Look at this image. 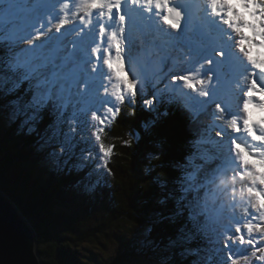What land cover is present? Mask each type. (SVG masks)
Listing matches in <instances>:
<instances>
[{
    "label": "snow or ice",
    "instance_id": "1",
    "mask_svg": "<svg viewBox=\"0 0 264 264\" xmlns=\"http://www.w3.org/2000/svg\"><path fill=\"white\" fill-rule=\"evenodd\" d=\"M129 3L133 5L132 11L140 5L146 11L153 7L157 10L152 16L158 19L149 17L150 23L145 26L154 34L150 47L159 57V71L154 78L170 77L172 91L179 96L196 101V97L179 90L177 82H182L192 93L206 98L196 101L203 106L213 98L222 78L235 73L247 81L246 86L239 89L242 95L237 98L235 112L222 103H215L216 112L227 123L216 133L227 145V152L222 153L224 165L220 174L226 176L228 170L232 172L230 182L222 179L220 183H230L233 199L238 194L239 200L247 206L241 205L244 217H230L227 225H221L219 256L213 258L212 264H240L241 261L251 264L252 258L264 264V246H261L264 241V173H257L254 165L245 159V155L258 158L264 167V149L260 147L264 146V129L257 132L258 126L250 125L247 117L250 104L264 109V101L254 99L257 92L264 96V60L255 59L249 47L264 48V0H237L243 9H251V22L239 14L229 0H202L197 5L202 23L191 35L188 32L190 6L183 0L177 3L169 0H54L27 11L21 7V0H0V20L12 23L7 37L0 36V40L7 38L27 45L7 59L0 58V115L19 122L30 135L37 136L41 147L58 166L72 169L82 165L78 163L75 137L71 132L87 128L89 114L92 121L99 120L103 125L100 108L107 104V113L115 116L120 111L117 105L125 103L128 97H140L150 109H156L154 100L143 96L146 81L138 78L130 66L136 51L133 30L138 31L141 44L145 39L143 30L137 29L136 21L125 13L124 6ZM58 5L59 13L56 12ZM69 12L71 16L67 15ZM78 12L83 15H77ZM45 16L49 17L47 22L41 23ZM103 17L106 20L100 19ZM74 20H79L80 28H76ZM69 24L74 33L70 47L60 39L68 33ZM53 28L55 34H51ZM246 29L251 30V38L245 35ZM85 35L92 37L90 42L83 40ZM255 37L260 38L258 43ZM97 76L99 87H95ZM104 80L112 85L111 95L117 105L107 98L109 89ZM94 88L97 98L99 88L106 94L99 99L100 106H81ZM46 117L51 118V122L42 128ZM73 122L77 129L65 131V126ZM103 130L97 127L92 133L98 143ZM242 133L257 143L242 145L238 139ZM99 152L107 159L112 148L100 143ZM257 219L259 223L255 222ZM253 233L259 236L254 237ZM188 238L187 234L180 233L178 238L171 239L162 252L165 259L159 264H172L166 257L180 249L182 240Z\"/></svg>",
    "mask_w": 264,
    "mask_h": 264
},
{
    "label": "trees",
    "instance_id": "2",
    "mask_svg": "<svg viewBox=\"0 0 264 264\" xmlns=\"http://www.w3.org/2000/svg\"><path fill=\"white\" fill-rule=\"evenodd\" d=\"M9 23L0 20V36L9 33ZM19 46L7 38L0 40V58L18 53ZM165 86H158L164 92L154 99L156 109L140 97H128L103 125L92 124L88 116L87 128L71 132L82 165L72 169L58 166L37 136L0 115V190L34 228L43 264H140L141 256L159 264L166 245L180 233L190 238L182 240V247L167 260L211 264L206 236L211 223L206 225L208 210L198 205L197 196V174L204 175V168L195 174L194 169L200 167L197 153L216 144L211 136L217 123L216 102L206 113L197 112ZM149 93L143 91V96L152 99ZM49 122L46 117L41 127ZM89 122L104 129L99 143ZM70 129L65 126V131ZM100 143L112 148L102 164ZM208 197L203 200L206 205ZM137 227L148 229L146 237L134 235ZM104 239L116 245L112 256L91 263L80 257L81 244H103ZM204 249L209 252L204 254Z\"/></svg>",
    "mask_w": 264,
    "mask_h": 264
},
{
    "label": "rangeland",
    "instance_id": "3",
    "mask_svg": "<svg viewBox=\"0 0 264 264\" xmlns=\"http://www.w3.org/2000/svg\"><path fill=\"white\" fill-rule=\"evenodd\" d=\"M28 4L23 5V9L30 10L32 9V6L35 7L37 3H41L43 0H25ZM54 2V0H52ZM170 2H175L178 0H169ZM76 2H78V0H76ZM196 4H199L202 2V0H196L195 1ZM73 11L75 12L76 9H73ZM56 12H60V9L56 8ZM198 13L201 15L200 9L199 7H197V5L194 7L193 9V13L192 16L193 18H197L199 19V17L197 15H195V13ZM67 15L71 16L72 12L67 13ZM77 15L82 16L83 13H77ZM8 21V20H7ZM199 21V20H198ZM9 22V21H8ZM55 23V21H54ZM73 23L75 24L76 28H80V22L79 20H74ZM162 27H164L167 31H173L172 29L168 28L167 25H161ZM51 27V26H50ZM116 27V25H114V28ZM66 28L69 29L68 33H66L65 36L60 37V39L62 41H64L66 44H68V46L70 47L71 44L70 42L74 39V33L72 32V24H69L66 26ZM129 28L131 29L132 26L129 25ZM137 29H142V28H137ZM143 30V29H142ZM137 30H133V33L136 32ZM51 34H55V30L54 28L52 29V33ZM70 35V36H69ZM150 37H152L154 34L150 33L149 34ZM147 36V35H146ZM70 37V38H69ZM67 38V39H66ZM92 39V37L90 35H85L83 37V40L85 42H90ZM257 43L259 42V37H255ZM151 43V41H150ZM149 43V45H150ZM24 47L26 48L27 45L23 44ZM141 45H145V44H141ZM22 48V49H23ZM143 47H141L142 49ZM255 48H257L256 46H250V51L252 53L253 50H255ZM255 59H259V60H264V56H253ZM159 57L156 55V53L154 51H152V49L148 52H140L139 55L135 56L133 58V60L130 62V66L132 67V71L133 73L137 74L138 78L143 79L146 81V86L149 84H153V86L155 84H158V79H155V75L158 73L159 71ZM169 63H171V61H169ZM105 71L106 68H105ZM108 82V80H104L103 83ZM114 83V82H113ZM180 85V91L183 92H187L190 94V96H194L196 97V101L199 100H203L202 97H199L196 93H192L190 89H187L183 86L182 82H177ZM98 85H100V80L97 82ZM96 84V85H97ZM247 84V81H245L243 79V77H238L235 73L231 74L228 77L222 78L220 84L216 87V91L213 95V98L210 100H214L216 99L220 94H223L225 96V98L222 100V104L229 109V111L232 112L231 109V104L233 103L235 106L237 104V98L239 96L242 95L241 92H239L240 88L245 87ZM96 87V86H95ZM103 89V88H101ZM109 97L108 99H110L112 101L113 105H117V102L115 101V97L111 95L112 92V87H109ZM95 91V88L93 89V92ZM232 93V95H231ZM219 94V95H218ZM103 96H100V99H102ZM262 97V101L264 99V96ZM185 100H187L188 103H190V106H194L193 108H197V112H202L201 109V105L196 103V101H193L191 99H187L185 97H183ZM210 101L207 103L209 104ZM195 104H197V106H195ZM204 104V105H207ZM94 105V96L91 94L87 100L85 101V103L83 104V106H93ZM203 105V106H204ZM118 106V105H117ZM107 107L108 105H104L103 108H100V117H102L104 120H108L110 119L113 115L111 113H107ZM256 108V107H254ZM256 109H260V108H256ZM234 110L236 111L237 108L235 107ZM258 116L257 120L262 124L263 129H264V118H263V114H256ZM90 118L91 115L89 114ZM241 116H243V113H241ZM247 117H249V112H247ZM222 119V123H221V127L224 128L227 126L226 121ZM90 125L92 124H98V121H92L89 122ZM93 126V125H92ZM71 129H77V124L75 122H73V124L70 125ZM93 129L95 130L96 128L93 126ZM221 128H216L215 130H218ZM230 132V129H229ZM214 137L216 138L217 141V145L218 149L216 151L215 154H212L211 152H209V154L212 156V158H214V160H212L209 164V162L207 161V159L209 158L207 154H205L204 152H199L197 153V165H201L203 163L202 166L200 167H196L194 169V174L195 172L200 173L202 171L203 168H205V172L204 175L202 174H197L198 176V192H197V196L201 198V200H205V196L208 194L209 195V201H208V206L210 208V210L208 211V217L210 218L209 220H207V224L210 222L211 223V227L209 229H207L208 233H207V238L209 240V244H210V250L212 249L211 255L210 253L207 256V261H210V263L212 264L213 258L219 256V250H220V241L218 239V235H219V231L221 230V225H227L229 222V218L230 217H237V218H242L245 216V213L242 211L241 205H246V202L244 201H240L239 200V196L237 194L236 198L233 199V191H232V187L230 185V183L224 184L222 185L220 183V181L226 180L229 181L231 180L232 177V172L227 171V175H221L220 172H218L219 169H222V166L224 165V156L222 155V153H226L227 152V145L224 141L221 140V138L219 136H217V134H214ZM105 158L103 156H101L99 158V164H102ZM248 160V159H246ZM248 162L252 165H254V162H252L251 160H248ZM254 170L257 173H264V167H262L261 169L257 168L254 166ZM207 182V183H206ZM211 182V184L209 183ZM209 186V188L211 189L213 187L214 192H215V196L216 195H220L221 193L223 194L222 196H220V198H214L213 194L207 190V187ZM223 187H227L226 191L223 192ZM214 198V199H213ZM213 199V200H212ZM253 212L255 211L254 209L252 210ZM257 223H259V220L257 219V221H255ZM148 229L147 228H143V227H137L135 228V233L134 235H136L137 237L140 238H144L146 237V233H147ZM254 237H258L259 234L257 233H253ZM103 244L98 243V242H88V243H84L81 244L79 246V254L80 257L86 261V262H93L96 261L97 258L98 259H103L105 256L110 257L112 256L115 251H116V245L112 240H105L102 241ZM238 244V242H237ZM261 246H264V241H261ZM209 251L208 250H203L204 254H207ZM249 255H251V252H249ZM257 255H259V253H257ZM145 256H141V262H139L140 264H157L155 260H146L144 258ZM94 259V260H93ZM222 259V257H221ZM240 264H243V261L240 262ZM251 264H261V262L257 259V258H252L251 260Z\"/></svg>",
    "mask_w": 264,
    "mask_h": 264
},
{
    "label": "water",
    "instance_id": "4",
    "mask_svg": "<svg viewBox=\"0 0 264 264\" xmlns=\"http://www.w3.org/2000/svg\"><path fill=\"white\" fill-rule=\"evenodd\" d=\"M0 264H43L34 228L0 190Z\"/></svg>",
    "mask_w": 264,
    "mask_h": 264
},
{
    "label": "bare ground",
    "instance_id": "5",
    "mask_svg": "<svg viewBox=\"0 0 264 264\" xmlns=\"http://www.w3.org/2000/svg\"><path fill=\"white\" fill-rule=\"evenodd\" d=\"M65 35H66V34H65ZM69 36H70V35H69ZM61 37H62V36H61ZM69 38H70V37H69ZM66 39H67V38H66ZM222 195H223V194L216 195V196L214 195L213 197H214V198H217V197H218V199H219L220 196H222ZM214 198H213V199H214ZM188 199L192 200V202L197 203V202L195 201V199H193V198H191V197H188ZM213 199H212V200H213ZM199 200H200V201L198 202V205H199V206H200V204H204V205L206 206L205 208H206L207 210H210L209 206L206 205V203H204L203 200H201L200 197H199ZM199 203H200V204H199ZM207 220H209V217H208V216H207Z\"/></svg>",
    "mask_w": 264,
    "mask_h": 264
},
{
    "label": "clouds",
    "instance_id": "6",
    "mask_svg": "<svg viewBox=\"0 0 264 264\" xmlns=\"http://www.w3.org/2000/svg\"><path fill=\"white\" fill-rule=\"evenodd\" d=\"M29 222V221H28ZM30 223V222H29ZM31 225V224H30ZM32 226V225H31ZM35 231V230H34ZM36 233V232H35Z\"/></svg>",
    "mask_w": 264,
    "mask_h": 264
}]
</instances>
